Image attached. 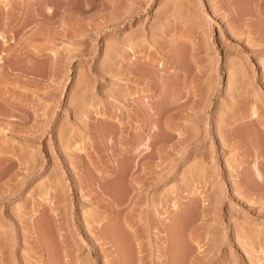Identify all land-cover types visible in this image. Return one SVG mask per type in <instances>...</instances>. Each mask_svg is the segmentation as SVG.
Wrapping results in <instances>:
<instances>
[{
    "label": "rangeland",
    "instance_id": "1",
    "mask_svg": "<svg viewBox=\"0 0 264 264\" xmlns=\"http://www.w3.org/2000/svg\"><path fill=\"white\" fill-rule=\"evenodd\" d=\"M116 262L264 264V0H0V264Z\"/></svg>",
    "mask_w": 264,
    "mask_h": 264
},
{
    "label": "bare ground",
    "instance_id": "2",
    "mask_svg": "<svg viewBox=\"0 0 264 264\" xmlns=\"http://www.w3.org/2000/svg\"><path fill=\"white\" fill-rule=\"evenodd\" d=\"M175 71H177V70H175ZM178 72V74H179V71H177ZM176 73V72H175ZM177 74V73H176ZM107 133V132H106ZM104 146V145H103ZM104 148V147H103ZM106 155H108V154H106ZM127 161V160H126ZM131 162V161H130ZM128 164V163H127ZM111 165V164H110ZM125 166V165H124ZM110 167V166H109ZM109 167H107L108 169H109ZM126 167V166H125ZM128 167V166H127ZM125 176V175H124ZM121 179V178H120ZM115 186V185H114ZM110 187V186H109ZM122 187V186H121ZM121 189V188H120ZM112 192V191H111ZM116 193V192H115ZM119 193V192H118ZM127 194V193H126ZM60 198H61V200H60V204H63V205H66L67 203L66 202H68L69 200H70V196L68 197V196H66V195H64V197L62 196H60ZM119 199V198H118ZM117 199V200H118ZM123 204V203H122ZM108 205V204H107ZM66 206H69L68 204L66 205ZM111 206H113L112 204H111ZM111 206H109L110 207V209L109 210H111ZM117 206V205H116ZM108 207V206H107ZM115 207V206H114ZM113 207V208H114ZM106 209H108V208H106ZM53 210V209H52ZM114 210V209H113ZM106 212H107V210H105ZM107 213H108V215H107ZM106 214H104V215H102V214H100V215H98V217H96L97 218V227L98 228H100L101 227V224H102V221L103 220H105L110 214H112V212L110 213V211L109 212H107ZM52 214L53 215H56V213H54V211L52 212ZM49 215H50V212H49ZM106 215V216H105ZM52 216V215H51ZM54 220V219H53ZM131 220V219H130ZM51 221V220H50ZM124 221H127V220H124ZM53 222V221H52ZM51 222V223H52ZM126 224H128V222H126ZM121 225V224H120ZM53 226V225H52ZM126 226H128V225H126ZM117 227V226H116ZM120 227V226H119ZM118 227V228H119ZM56 229H55V232H56V234H57V236H59L60 238H62V239H59V242H58V248H59V251L58 252H60V254L62 255V258H65L66 256H68V250L67 249H65L66 248V246L69 244V241H70V238L69 237H67L65 234H63V233H61L62 232V229H61V227L60 226H57V227H55ZM123 228V227H122ZM115 229V228H114ZM118 230V229H117ZM123 230V229H122ZM54 231V230H53ZM121 232V231H120ZM113 233V232H112ZM119 233V232H118ZM101 236H102V234H101ZM115 236V235H114ZM109 237V236H108ZM110 237H111V235H110ZM103 238V237H102ZM127 238H130V237H127ZM135 238V237H134ZM112 240V239H111ZM127 240V239H126ZM103 241V240H102ZM105 241V240H104ZM119 241V240H118ZM132 242V241H131ZM129 243V242H128ZM126 244V243H125ZM132 244V243H131ZM115 245V244H114ZM110 246V245H109ZM119 246V245H118ZM117 248V247H116ZM123 249V248H122ZM121 250V249H120ZM133 252V251H132ZM122 253H124V252H122ZM127 253V252H126ZM124 255V254H123ZM115 258V257H114ZM121 258V257H120ZM113 259V258H112ZM122 259H124V258H122ZM133 259V258H132ZM116 260V259H115ZM127 261V260H126ZM136 261V260H135ZM112 263H115V262H112ZM125 263V262H124ZM128 263V262H127ZM116 264H117V262H116Z\"/></svg>",
    "mask_w": 264,
    "mask_h": 264
}]
</instances>
